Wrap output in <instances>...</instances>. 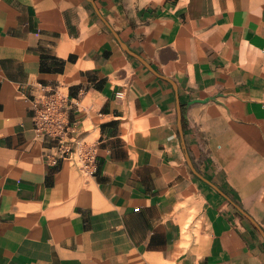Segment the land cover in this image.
I'll list each match as a JSON object with an SVG mask.
<instances>
[{"label": "crops", "instance_id": "1", "mask_svg": "<svg viewBox=\"0 0 264 264\" xmlns=\"http://www.w3.org/2000/svg\"><path fill=\"white\" fill-rule=\"evenodd\" d=\"M0 264H264V0H0Z\"/></svg>", "mask_w": 264, "mask_h": 264}, {"label": "built area", "instance_id": "2", "mask_svg": "<svg viewBox=\"0 0 264 264\" xmlns=\"http://www.w3.org/2000/svg\"><path fill=\"white\" fill-rule=\"evenodd\" d=\"M72 108L70 101L55 93L50 95L42 105L36 109L32 120L35 136L49 138L56 141L51 147L52 151L47 153V160L51 164H56L64 157L77 156L81 166L88 171V166L93 163L92 146L73 133L68 122L69 110ZM69 139L74 143V147L69 145Z\"/></svg>", "mask_w": 264, "mask_h": 264}, {"label": "rangeland", "instance_id": "3", "mask_svg": "<svg viewBox=\"0 0 264 264\" xmlns=\"http://www.w3.org/2000/svg\"><path fill=\"white\" fill-rule=\"evenodd\" d=\"M128 4H130L132 7H139V6H143L146 5L148 3H152L155 1H159V0H125ZM74 163H76L77 165H80V162L77 158L76 155L73 156V160ZM85 176V175H84Z\"/></svg>", "mask_w": 264, "mask_h": 264}]
</instances>
